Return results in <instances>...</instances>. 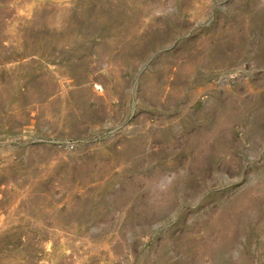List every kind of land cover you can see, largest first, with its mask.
<instances>
[{
	"label": "rangeland",
	"instance_id": "obj_1",
	"mask_svg": "<svg viewBox=\"0 0 264 264\" xmlns=\"http://www.w3.org/2000/svg\"><path fill=\"white\" fill-rule=\"evenodd\" d=\"M0 264H264V0H0Z\"/></svg>",
	"mask_w": 264,
	"mask_h": 264
}]
</instances>
